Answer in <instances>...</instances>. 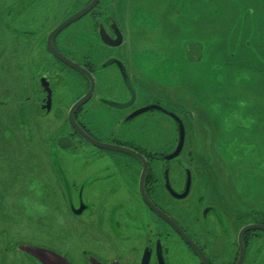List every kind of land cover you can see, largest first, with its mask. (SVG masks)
Returning <instances> with one entry per match:
<instances>
[{"label": "rangeland", "instance_id": "1", "mask_svg": "<svg viewBox=\"0 0 264 264\" xmlns=\"http://www.w3.org/2000/svg\"><path fill=\"white\" fill-rule=\"evenodd\" d=\"M87 1L41 0L29 6L25 16L23 0H0V264H43L41 259L35 258V254L39 253L49 258L57 254L70 264H95L93 260L138 264L143 245L146 242L152 244L155 237L149 239L150 234L143 236V232L148 230L146 224L150 223V217L141 202H124L122 205L132 204L130 209L134 211L137 205L142 208L139 226L134 223L142 233L139 237L125 238L136 233L127 228L123 239L110 238L113 245L108 239L93 238L86 228V212L77 216L68 202L69 193L64 178L70 185L73 181L77 183L76 189L71 185L76 193L88 173L91 155L85 144L73 149L62 148L57 140L69 129L66 119L68 109L73 101L82 96L86 83L78 72L53 62L44 53L42 45H35L30 39L34 38V33H26L23 27L25 17H34L40 23L36 28L42 27L45 35ZM100 6L120 22L127 18L131 41L119 48L104 47L96 38L93 26L88 25L89 19L84 17L73 22L62 33L59 43L65 49L69 46L75 59L88 62L96 72L99 88L115 94L122 93L123 83L116 68L108 64L104 65L106 69H101V62L105 58L122 54L130 71L136 72L137 78L143 82L135 83L140 102L152 99L155 94L163 95L165 89L171 94L172 105L173 102H182L194 115L191 118H201L199 125L193 127V139L186 143L189 153L201 155L202 158L198 159L201 164L197 162V157L194 159L196 165H200L186 202H194V206L195 202L224 204L230 207L235 216L246 209L248 221H264V135L253 121L258 104L249 110L250 119L243 117L242 111L233 110L231 114L232 108L213 105L215 103L209 100L212 101L216 95V88L230 90L231 84L245 83V80L232 81L227 77L226 80L220 79V85H217L213 75L203 72L206 71L203 66L201 69L184 66L185 60L178 58L180 42L190 41L198 34L205 40L207 54L211 56L214 53L219 57L218 67L221 71L233 70L224 68L229 64L245 70L248 67L245 60L250 59V53L257 51L260 55L261 51L264 52V26L258 31L261 37L259 42L250 40L248 45L246 43L248 37L254 35L250 32L253 28L248 21L264 22V0H101ZM248 7L254 8L255 13L257 10L262 13L257 12L254 19L246 21L243 12ZM154 8H169L172 14V9L181 11L182 16H174L175 19L169 15L162 21L171 26L169 34L173 38L167 41L169 44L165 43V50L162 48L159 51V55L166 54L164 56L170 71L174 66L181 68L178 78L165 80L154 75L156 60L152 62L154 67L151 65V69L141 68L144 60L149 58L150 61L149 48H153L156 42L151 39L152 36H146L153 25L147 18L155 15L157 10ZM208 9L216 17L209 14ZM197 12L201 17L199 24L195 20ZM215 25L217 28H214V35L211 34L213 36L210 38L205 26L211 29ZM201 30L204 31L203 35ZM34 32L37 34L36 30ZM41 76L48 78L54 90L53 107L48 114L40 108L44 97ZM252 80L254 86L257 84L258 91H264V76L259 79L253 77ZM237 87L238 84L230 91L237 92ZM157 89H161L162 93H156ZM254 92L258 94L255 89ZM104 107V112L97 115L102 122L95 119L89 122L90 126L94 129L98 127L96 132L104 136L109 133L117 137L125 135L122 134L124 129L116 122L125 109ZM262 109L264 111V101ZM195 110H200L197 116ZM107 113L112 115V121H106ZM261 113L257 112L256 117ZM148 115H154L153 119L163 121L167 127L171 124L160 113ZM81 119L88 121L82 115ZM162 123L147 127L148 136L143 138L147 146L162 149L174 135V129L165 131ZM117 164L110 166L108 171L118 170ZM124 185L118 191V196L130 199L132 190H127ZM236 220L235 233L242 224L238 223L241 219L237 217ZM216 230V233L214 230L208 236L210 245L213 243L216 249L215 257L232 259L234 251L227 253L223 248L226 242L217 240L220 230ZM162 235V244L168 247L165 251L167 264H200L179 238L173 234L170 237L164 233ZM243 264H264V233L252 231L249 234Z\"/></svg>", "mask_w": 264, "mask_h": 264}, {"label": "flooded vegetation", "instance_id": "2", "mask_svg": "<svg viewBox=\"0 0 264 264\" xmlns=\"http://www.w3.org/2000/svg\"><path fill=\"white\" fill-rule=\"evenodd\" d=\"M40 1L41 0H23V14H25V11L29 6H32L35 2ZM90 1L91 0H88L80 9H82ZM100 1L101 0H99L97 4L83 16L79 17L73 22L87 17V19H89L88 25L93 26L96 38H98L101 45H103L104 47L111 46L119 48L125 42L131 41V38L129 36V21L126 18L123 19L124 22H120L115 15L106 12L105 8L100 6ZM80 9L71 12L72 14H70L69 16L73 15ZM154 10H157V12L155 11V15H149V17L147 18L148 22H153V25L152 27H149V32L148 34H146V36H152L151 39H155L156 42L153 43V48H149L151 53L150 61L149 58L147 60H144L141 64V68L151 69L150 66L152 65V62L156 60L155 67L152 65L154 67L153 72L156 69L155 73H153L154 75H158L165 80H170L172 77L178 78L180 76L181 68H177L176 66H174V69L170 71V68L167 67L166 56H164L166 54L159 55V51L162 48L165 50V43L169 44L167 43V41H169L171 37L173 38V35L169 34V32L171 31V26L164 24L162 21L166 19V17H169V15L173 17L180 16L181 11L180 9H172L174 11L172 14L169 13V8H154ZM244 11L245 12H243V14L246 21L251 20L253 17H255L257 12H260L257 10V12L255 13L254 8L252 7H248L246 10L244 9ZM208 12L209 14H212L214 17H216V15L213 14L212 10L208 9ZM200 19V13L197 12L195 20L198 24L199 22H201ZM28 21L33 22L34 24H29ZM25 22V27H23L25 28L24 31L26 33H34V38L30 39L33 40L35 45L41 44L44 53H46L53 62H56L57 64L60 63L64 67L78 72L83 77L86 83V89L82 96L87 95L90 86V80L88 76L82 74L78 70L60 60L49 50L47 46V37L49 32L61 22H58L54 27L50 28L45 35H43L44 33L42 27L36 28V26H39L40 23H37V20H35L34 17H25ZM73 22L54 34V36L52 37V44L55 49L59 53H61V55L85 67V69L88 70L93 76L95 86L90 95L87 97V100L82 105L78 106L73 112L76 123L87 135V138L81 139L78 131L69 121V110L76 100L72 102L66 115V119L68 122L67 125L69 126V129L66 133L62 134L68 136L74 142L73 145L68 148L73 149L80 144H85L89 149L88 154L91 155V159L88 161V173L84 178V181L79 184L76 193L73 192V188L76 189L77 183L73 181L71 184L73 185V188H71V185L64 178L66 188L69 193L68 202L70 204L72 212L74 214H78L77 216L86 212L88 217L86 228L91 236L100 240L108 239V242L113 245L110 241V238L116 237L123 239L125 237L124 234L127 228L130 230H135L136 233H133L131 236L126 235L125 238L139 237L142 233L138 229V227H135L134 225V223H136L139 226V213L140 211H142V208H140L136 204L137 210L134 211L133 209H130L132 207V204L131 206H129V204L122 205L124 202H141L143 207L146 209L145 212L147 211L146 213H148L150 217V223L147 222L146 224L148 230L143 232V236L150 234V237H148L149 239H153V236L155 237L152 244L150 242H146L143 245L138 264L141 263L143 253L146 248L150 249L149 264H151V262H154V264H158L157 244H159V249L162 253L163 260L165 264H167V253L165 254V251H167L168 247L162 244L163 235L161 236V233H164L167 237H170L173 234L174 236L179 238L185 244V246L192 251L198 262L200 264H203L193 248L181 238L171 222L166 218L175 222V224L183 231V233H185L190 239L194 240L201 251L205 254V257L207 258L209 264H235L239 254L238 234L243 226L251 223L250 221H248L249 213H247L246 209L243 210L242 214L240 213L238 216H235L232 215L230 207L227 208L224 204H215L214 202L202 204L201 202H195L196 204L194 206V202L192 204H189L190 202L188 203L185 201L190 195L192 186L194 185V175L197 172V167L201 164L198 159H202L201 155L197 156V154H193L192 152L189 153L186 150V143H189L190 139H193L192 137L195 134L194 131V134L192 133V130H194L193 127L196 128L199 125L198 123L201 118H191L194 115L189 112V109L182 105V102H180L181 104H178V102H173L172 105L171 94L168 90L165 89H163V93L161 92V89L156 90V93L159 92L163 95L157 96L155 94L152 99H149L145 102H140L139 94L136 90L137 86L135 87V85L138 84V81L140 84H143V82L137 78L138 74L136 72L130 71L129 65L125 61L126 58H124L122 54H119L120 56L110 55L105 58L103 62H101V69L103 70L106 69L104 68L105 64L103 63L107 60L112 59V62L110 64L116 68L117 73L123 83V87L121 88L122 93L115 94L104 90L103 88H99L96 72L88 64V62L75 59V57L69 51V46L68 49H65V47L59 43V40L62 37V33L65 32ZM249 23L250 22L248 21V24ZM249 26H251V24H249ZM205 27H207L206 29H208L211 38L214 35L213 31L214 28H217V25L212 26L211 29L208 26ZM102 28L110 38L108 39L110 42L118 40L119 43L117 45L106 43L101 37L100 31ZM33 29L36 30L37 34ZM203 30L205 31V29ZM203 30H201L202 35L204 33ZM258 31L256 30V33H254V35H250L248 37V40H246L247 45L250 40L259 42V38L261 37ZM126 32H128V35H126ZM189 32L195 31L190 30ZM160 35L162 36L160 37ZM181 39L183 40V38ZM180 43L181 44L178 45L180 53L178 58L181 60H185L184 66H195L198 69H201V67L203 66V68L206 70L203 72L208 74L210 73L214 76L213 78L215 79V84L217 83V85H220V79L226 80L227 77H229L232 81L234 79L245 80V83L235 82L234 84H231V87L229 86L230 90H232L233 87L238 84L237 92L216 88V95L213 97L212 101L209 100L210 102L215 103L213 105H218L219 107L225 106L226 108L230 107L232 108L231 114L233 110H236V112L242 111L243 117L247 119L252 118L249 110L253 109V106L255 104H258L257 108L259 111H263L262 107L264 101V91H258L257 84L254 86L255 83L253 82L252 78H260V74L256 73L257 70H260L262 73H264V52L261 51L260 55L257 51H254V54L250 53V59L245 60V63L248 66L245 68V70L242 71L238 68L231 67V65L229 64L228 67L224 68L226 70H233H231L232 72H225L224 69L221 71L218 67L219 57H216L214 53H212L211 56L207 54V47L205 48V40L202 36H199L197 34V36L193 37V39H190V41H181ZM228 55L229 57H234L233 54ZM161 64H164L165 66ZM188 71L189 70L187 69V72ZM149 72L152 73L151 70H149ZM43 77L45 78V81H47V84L43 85L41 83L44 97H42V102H40V108L48 114V112L51 110V107H53L54 90L52 89L51 82H49L48 78H46V76H41V78ZM157 86H160V84H157ZM48 87L51 89L50 96H48V92L46 89ZM254 89L257 90L258 94H255ZM104 105L110 108L125 109V113L123 114V116L121 118H117L116 120L117 124L124 129L122 130V134L125 133V135H122V137L114 136L113 133L105 134V136L98 134L96 132L98 127L94 129L90 126L89 122L91 123L95 119L99 120L97 115L104 112ZM145 108L148 109L144 110ZM140 110L144 111L140 112ZM168 110L170 112H174V114L178 117V120ZM81 111H83L82 114L80 113ZM199 111L200 110H195L196 116ZM148 113H160L162 116L166 117L167 120L171 122V124H169V127H167L162 123L163 121L153 119L154 115L149 116ZM80 114L84 116L85 119L87 118L88 123L82 121ZM107 117L108 120L106 119V121L113 120V117L110 113H107ZM263 120L264 119L258 121L262 122ZM99 122L102 121L99 120ZM180 122L182 123L184 129V142L180 151L174 153L179 142ZM153 123H162L165 126V131L168 130L170 132L171 128L174 129V135L170 139H168V142L165 143L162 149L152 148L149 145L147 146L143 142V138L148 136L147 127H149ZM97 142L126 147L136 154L122 150L104 148L98 145ZM172 154L176 155L173 157H168ZM196 157L197 162L200 163L198 165H196L194 161ZM116 163H118V170L108 171L109 167L115 165ZM144 165L146 167V171L143 176L142 186L147 198L153 204V207L146 203L140 192L141 174ZM189 172L191 178L190 182H188ZM168 184L176 193L179 194L184 193L188 188L186 196H174L169 191ZM123 185L127 187V190H132L130 199H125L118 196V191H120V188ZM81 204L83 205V209L82 211L78 212L77 210L80 208ZM106 204L108 205L106 206ZM237 217L241 219L238 221V223L242 224L240 225V227H238L237 232L235 233ZM245 220H247L248 222H246ZM254 223L264 224V221L262 220ZM105 226L109 227L105 229ZM216 228H219L220 230V235H217L219 236L217 237V240L223 239L226 242V245H223V248L227 251L228 254H230V251H234L235 255H233L232 259H225V257H222L221 259L215 257L216 253L214 251L216 249L213 248V243L210 245L211 242L209 241L208 236H211L214 230L216 233ZM252 231L264 233V231L260 229L247 230L243 233L245 254L247 249L248 236ZM232 237L233 239L231 240ZM93 262L97 264L114 263H107L99 260H93ZM115 263H118V261H116Z\"/></svg>", "mask_w": 264, "mask_h": 264}, {"label": "water", "instance_id": "3", "mask_svg": "<svg viewBox=\"0 0 264 264\" xmlns=\"http://www.w3.org/2000/svg\"><path fill=\"white\" fill-rule=\"evenodd\" d=\"M99 0H91L87 5H85L82 9H80L79 11H77L76 13H74L73 15L67 17L65 20H63L60 24H58L56 27H54L48 34L47 37V46L49 48V50L56 56L58 57L60 60H62L63 62H65L66 64H68L69 66L73 67L74 69L78 70L79 72H81L82 74L88 76L89 80H90V86H89V91L87 93V95H84L82 97H80L79 99H77L73 105L71 106L70 110H69V121L71 122V124L73 125V127L78 131L79 135L81 136V139H85L87 138V135L84 133V131L81 129V127L76 123L74 116H73V112L74 110L82 105L86 100L87 97L90 95L91 91L93 90L94 86H95V81L93 76L91 75V73L85 69V67H83L82 65H80L79 63L72 61L70 59H68L67 57L61 55V53H59L55 47L52 44V37L54 36V34H56L58 31H60L61 29H63L65 26H67L68 24H70L71 22H73L74 20L78 19L79 17L83 16L86 12H88L91 8H93L97 2ZM101 37L102 39L106 42L109 43L111 45H117L119 43L118 40H114L112 42H110L108 39H110L107 35V33L103 30V28L101 29ZM118 39V38H117ZM112 62V59L107 60L104 64L108 65ZM41 83L47 84V81H45V78H41ZM47 92H48V96H50V88H46ZM148 108H145L144 110H146ZM144 110H140V112L144 111ZM169 111V110H168ZM170 112V111H169ZM177 120L178 117L174 114V112H170ZM179 142L178 145L174 151V153H177L180 151V149L183 146V142H184V129H183V125L180 122L179 125ZM58 145L62 148H68L71 145H73V140L70 139L68 136L66 135H62L58 138ZM81 141V140H79ZM98 145H100L101 147L104 148H110V149H115V150H122V151H126L129 153H134L132 150L126 148V147H121L118 145H114V144H104V143H100L97 142ZM176 154H172L171 156L168 157H173ZM146 171V167L144 165L142 174H141V184H140V192L142 197L145 199L146 203L150 206L153 207V204L150 202V200L147 198L145 191L143 189L142 186V181H143V176L144 173ZM191 178H190V172L188 173V182H190ZM168 189L169 191L176 197H184L186 196L187 192H188V188L187 190H185L184 193H176L168 184ZM83 209V205L81 204L80 208L77 210L78 212L82 211ZM166 218V217H165ZM167 220H169L171 222V224L173 225V227L176 229V231L178 232V234L181 236V238L189 245L193 248V250L196 252V254L199 256V258L201 259L203 264H209L207 261V258L205 257V254L201 251V249L198 247V245L194 242V240L190 239L185 233H183V231L175 224V222L171 221L170 219L166 218ZM252 229H260L264 231V224L261 223H249L245 226L242 227V229L240 230L239 234H238V244H239V254L236 260L235 264H242L244 256H245V247H244V243H243V233L247 230H252ZM149 257H150V249L146 248L144 250L142 259H141V263L140 264H149ZM157 258H158V264H165L164 260H163V256L162 253L160 252L159 249V244H157Z\"/></svg>", "mask_w": 264, "mask_h": 264}, {"label": "trees", "instance_id": "4", "mask_svg": "<svg viewBox=\"0 0 264 264\" xmlns=\"http://www.w3.org/2000/svg\"><path fill=\"white\" fill-rule=\"evenodd\" d=\"M253 4V3H252ZM253 5H255L256 6V4L254 3ZM257 7V6H256ZM252 19H254V17L252 18ZM249 24H251V27L253 28V31H252V33L254 34V33H256V30L258 31L259 29H260V27L261 26H264V22H256V21H253L252 23H249ZM256 73H258V74H260V77L261 76H264V73H262L260 70H257V72ZM261 102H262V100H261ZM257 112H259V110L257 111ZM256 111L253 113V116H255L254 118V124L257 126V127H260L261 128V130H262V132H263V135H264V120L262 121V122H260V124H256V122L258 123L259 121H258V119L260 118V119H264V112L262 111V113H261V115L260 116H258V117H256V113H257ZM261 112V111H260Z\"/></svg>", "mask_w": 264, "mask_h": 264}, {"label": "crops", "instance_id": "5", "mask_svg": "<svg viewBox=\"0 0 264 264\" xmlns=\"http://www.w3.org/2000/svg\"><path fill=\"white\" fill-rule=\"evenodd\" d=\"M53 255V256H52ZM51 258L44 256L43 254H35V258L42 260L43 264H70L57 254H52ZM97 264V263H95ZM116 264V263H114Z\"/></svg>", "mask_w": 264, "mask_h": 264}]
</instances>
